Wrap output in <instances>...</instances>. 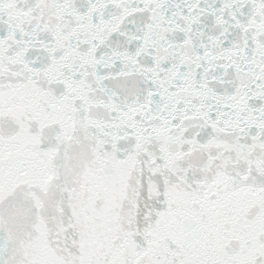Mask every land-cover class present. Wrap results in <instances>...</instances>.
Instances as JSON below:
<instances>
[{
	"label": "snow or ice",
	"instance_id": "obj_1",
	"mask_svg": "<svg viewBox=\"0 0 264 264\" xmlns=\"http://www.w3.org/2000/svg\"><path fill=\"white\" fill-rule=\"evenodd\" d=\"M0 264H264V0H0Z\"/></svg>",
	"mask_w": 264,
	"mask_h": 264
}]
</instances>
